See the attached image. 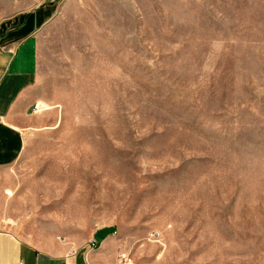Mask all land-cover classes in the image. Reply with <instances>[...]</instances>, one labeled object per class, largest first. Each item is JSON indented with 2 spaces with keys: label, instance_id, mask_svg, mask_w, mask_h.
Masks as SVG:
<instances>
[{
  "label": "rangeland",
  "instance_id": "rangeland-1",
  "mask_svg": "<svg viewBox=\"0 0 264 264\" xmlns=\"http://www.w3.org/2000/svg\"><path fill=\"white\" fill-rule=\"evenodd\" d=\"M42 6L3 221L74 248L111 226L134 264H264V0H0V20Z\"/></svg>",
  "mask_w": 264,
  "mask_h": 264
},
{
  "label": "crops",
  "instance_id": "crops-1",
  "mask_svg": "<svg viewBox=\"0 0 264 264\" xmlns=\"http://www.w3.org/2000/svg\"><path fill=\"white\" fill-rule=\"evenodd\" d=\"M52 17L53 10L42 6L0 20V201L17 197L14 171L29 141V115L41 113L37 42ZM30 231L14 218L0 217V264H118L119 254L127 252L111 226L98 228L76 248L53 238L41 242Z\"/></svg>",
  "mask_w": 264,
  "mask_h": 264
},
{
  "label": "built area",
  "instance_id": "built-area-1",
  "mask_svg": "<svg viewBox=\"0 0 264 264\" xmlns=\"http://www.w3.org/2000/svg\"><path fill=\"white\" fill-rule=\"evenodd\" d=\"M95 245H96V243L93 240L89 243L90 248H94ZM118 264H134V262H133V259L129 253L123 252V253H120L118 256Z\"/></svg>",
  "mask_w": 264,
  "mask_h": 264
},
{
  "label": "bare ground",
  "instance_id": "bare-ground-1",
  "mask_svg": "<svg viewBox=\"0 0 264 264\" xmlns=\"http://www.w3.org/2000/svg\"><path fill=\"white\" fill-rule=\"evenodd\" d=\"M8 194H10V193H8Z\"/></svg>",
  "mask_w": 264,
  "mask_h": 264
}]
</instances>
